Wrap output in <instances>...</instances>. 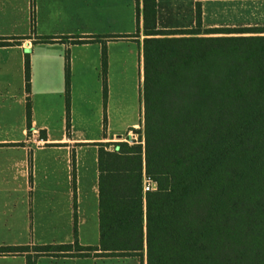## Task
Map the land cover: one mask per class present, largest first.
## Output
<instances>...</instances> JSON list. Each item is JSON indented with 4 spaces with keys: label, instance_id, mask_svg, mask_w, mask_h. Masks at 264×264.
Listing matches in <instances>:
<instances>
[{
    "label": "trees",
    "instance_id": "16d2710c",
    "mask_svg": "<svg viewBox=\"0 0 264 264\" xmlns=\"http://www.w3.org/2000/svg\"><path fill=\"white\" fill-rule=\"evenodd\" d=\"M142 12L143 133L137 140L92 143L97 146L98 244L78 240L74 193L72 242L2 245L0 255H24L26 264H37L42 255L145 256V264H264V25L202 28L198 2L192 28L159 29L157 0H143ZM128 36L133 35L105 38ZM95 41L101 42L106 100V40L72 39L74 44ZM6 44L0 38V45ZM24 76L29 92L28 58ZM69 81L67 53V135ZM31 119L27 96L29 130ZM106 123L104 113V128ZM143 172L155 182L153 190L143 192ZM71 175L75 190L74 155Z\"/></svg>",
    "mask_w": 264,
    "mask_h": 264
},
{
    "label": "crops",
    "instance_id": "0c3cea01",
    "mask_svg": "<svg viewBox=\"0 0 264 264\" xmlns=\"http://www.w3.org/2000/svg\"><path fill=\"white\" fill-rule=\"evenodd\" d=\"M197 2L202 28L264 25V0H157V27H194ZM142 8L143 0H0V38L10 42L0 45V246L33 244L32 232L41 237L55 235L38 243L73 241V195L78 216V203L81 213V194L87 193L92 167L84 149L91 145L95 148L92 187L96 190L97 146L92 143L108 138L88 142V138L70 137L71 129L67 135L65 106L59 99L66 55L69 53L71 69L77 58L86 62L92 48L93 62L100 69V41L72 43L76 36L97 37L106 40L107 74L112 68L120 69L118 72L124 69L127 50L120 44L125 43L137 47L142 69ZM107 35L133 36L105 38ZM40 36L53 40L38 42ZM78 46L85 49L73 52ZM26 58L30 63L29 92L25 90ZM27 96L32 107L30 130L26 123ZM53 127H59L60 136L51 134ZM41 131H45V137H41ZM89 258L104 257L42 255L37 264H88ZM0 264H26V258L0 255Z\"/></svg>",
    "mask_w": 264,
    "mask_h": 264
},
{
    "label": "rangeland",
    "instance_id": "374dc122",
    "mask_svg": "<svg viewBox=\"0 0 264 264\" xmlns=\"http://www.w3.org/2000/svg\"><path fill=\"white\" fill-rule=\"evenodd\" d=\"M126 51L125 67L122 71H115L114 68L107 74V97L104 100L103 83L100 69L93 62L92 48L88 50L86 62L76 59L74 67L70 69L69 99H70V118L71 134L70 137L88 138V142L96 141L103 137L108 138L104 141H119L127 139H139L143 133V114H142V69H140V59L137 47L131 44H120ZM85 48H74L73 52ZM132 50L129 54L128 51ZM74 53V54H75ZM142 67V66H141ZM117 72V73H116ZM62 83V93L59 99L65 106L66 82L65 73ZM106 114V127L103 126V115ZM132 128L131 130H129ZM134 129L137 132H134ZM141 131V133L139 132ZM51 134L60 136L59 127H53ZM115 133V135H113ZM38 142L40 139L38 138ZM128 140V141H129ZM37 142V141H36ZM35 148L34 145H31ZM93 146L85 147L84 155L91 161V172L88 173L87 193L81 194V213L78 203V227L77 236L79 242H90V245H97L99 240L98 227V195L92 187H95L94 171L96 161L93 160L95 154ZM92 157V158H91ZM72 176V175H71ZM97 185V183H96ZM95 190V192H94ZM64 238V235H61ZM81 236V238H80ZM55 235L41 237L39 234L31 233L30 241L33 244L43 240H51ZM73 234L71 233V238ZM47 244V243H46ZM88 264H145L140 257H104L103 259L89 258Z\"/></svg>",
    "mask_w": 264,
    "mask_h": 264
},
{
    "label": "built area",
    "instance_id": "2783aa9c",
    "mask_svg": "<svg viewBox=\"0 0 264 264\" xmlns=\"http://www.w3.org/2000/svg\"><path fill=\"white\" fill-rule=\"evenodd\" d=\"M155 182L151 179L150 176L146 175L143 172V177H142V186H143V192H147L150 190H153L155 188Z\"/></svg>",
    "mask_w": 264,
    "mask_h": 264
},
{
    "label": "water",
    "instance_id": "95a60500",
    "mask_svg": "<svg viewBox=\"0 0 264 264\" xmlns=\"http://www.w3.org/2000/svg\"><path fill=\"white\" fill-rule=\"evenodd\" d=\"M134 132H137V130H136V129H134ZM132 140H135V139H132Z\"/></svg>",
    "mask_w": 264,
    "mask_h": 264
}]
</instances>
